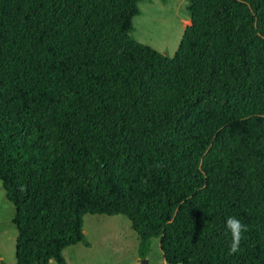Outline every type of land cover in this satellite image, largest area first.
Returning a JSON list of instances; mask_svg holds the SVG:
<instances>
[{
	"label": "trees",
	"instance_id": "16d2710c",
	"mask_svg": "<svg viewBox=\"0 0 264 264\" xmlns=\"http://www.w3.org/2000/svg\"><path fill=\"white\" fill-rule=\"evenodd\" d=\"M142 1L0 0L16 264H67L88 214L126 216L142 260L264 264V0H189L172 57L132 37Z\"/></svg>",
	"mask_w": 264,
	"mask_h": 264
},
{
	"label": "rangeland",
	"instance_id": "374dc122",
	"mask_svg": "<svg viewBox=\"0 0 264 264\" xmlns=\"http://www.w3.org/2000/svg\"><path fill=\"white\" fill-rule=\"evenodd\" d=\"M189 0H143L140 14L132 20V37L138 42L172 57L181 46L188 26ZM15 207L5 195L0 182V264H16L17 228L13 223ZM84 233L91 243L67 248V264H142L138 255L140 239L124 215L84 217ZM160 239L152 241L148 264H166ZM50 264H58L52 260Z\"/></svg>",
	"mask_w": 264,
	"mask_h": 264
},
{
	"label": "clouds",
	"instance_id": "9594fccd",
	"mask_svg": "<svg viewBox=\"0 0 264 264\" xmlns=\"http://www.w3.org/2000/svg\"><path fill=\"white\" fill-rule=\"evenodd\" d=\"M225 227L232 237L230 252L235 253L238 250V245L241 239V233L245 230V225H243L241 220H239L235 216H231L226 219Z\"/></svg>",
	"mask_w": 264,
	"mask_h": 264
},
{
	"label": "water",
	"instance_id": "95a60500",
	"mask_svg": "<svg viewBox=\"0 0 264 264\" xmlns=\"http://www.w3.org/2000/svg\"><path fill=\"white\" fill-rule=\"evenodd\" d=\"M142 264H148V261L146 259H143Z\"/></svg>",
	"mask_w": 264,
	"mask_h": 264
}]
</instances>
